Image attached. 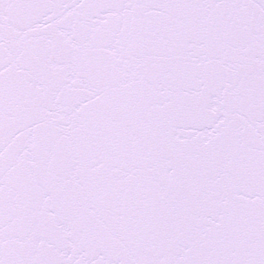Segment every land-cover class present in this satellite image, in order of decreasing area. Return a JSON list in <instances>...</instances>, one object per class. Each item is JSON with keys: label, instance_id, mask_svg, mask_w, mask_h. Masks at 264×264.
I'll use <instances>...</instances> for the list:
<instances>
[{"label": "snow or ice", "instance_id": "6c2138e0", "mask_svg": "<svg viewBox=\"0 0 264 264\" xmlns=\"http://www.w3.org/2000/svg\"><path fill=\"white\" fill-rule=\"evenodd\" d=\"M0 264H264V0H0Z\"/></svg>", "mask_w": 264, "mask_h": 264}]
</instances>
